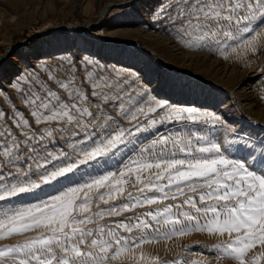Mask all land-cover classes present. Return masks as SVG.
I'll list each match as a JSON object with an SVG mask.
<instances>
[{"label": "rangeland", "instance_id": "1", "mask_svg": "<svg viewBox=\"0 0 264 264\" xmlns=\"http://www.w3.org/2000/svg\"><path fill=\"white\" fill-rule=\"evenodd\" d=\"M108 1L0 0V264H264V0Z\"/></svg>", "mask_w": 264, "mask_h": 264}, {"label": "bare ground", "instance_id": "2", "mask_svg": "<svg viewBox=\"0 0 264 264\" xmlns=\"http://www.w3.org/2000/svg\"><path fill=\"white\" fill-rule=\"evenodd\" d=\"M139 0H120V1H108L107 4L105 5V7L99 11L98 15H97V19L95 21V23H88L85 25L86 28H91V27H94L98 24L99 21H101V19L106 15V13L110 10V8L112 7H121V6H125L126 4H131L133 2H138ZM72 28H73V25H70V24H67V25H64V27L62 28H57V27H54V28H45L44 30L42 31H37L34 35L31 36V38H36L41 46L45 49V50H48L49 47H50V38L52 37V35H60V34H67V35H71L72 34ZM133 31L136 32L137 35L141 36H146V37H149L151 39H155V41H158L160 44L162 43L163 45H166L168 47H170L172 49V51L176 54V55H181L185 52L184 48L178 44L175 40H172L168 37H163V36H160L158 34H155L153 32H146V31H143L141 29H133ZM145 38V37H144ZM148 38V39H149ZM52 39V38H51ZM156 43V42H155ZM43 49V50H44ZM186 53V52H185ZM201 56H203V59L204 57L209 61H211L214 65H219V61L217 58L215 57H210L208 56L207 54H199ZM45 59V58H44ZM41 67L46 63V61L42 60L41 62ZM39 63V64H40ZM38 64V63H36ZM47 64V63H46ZM40 66V65H39ZM37 67V66H36ZM40 67V68H41ZM219 68V67H218ZM31 70V69H30ZM33 70V69H32ZM26 72V71H25ZM24 72V73H25ZM27 73V72H26ZM245 81H246V84L244 85V87H242V93L243 95L248 98H255V97H258L259 98V94L257 93L258 90L264 85V78H261V75L257 72H254L252 70H249L245 75ZM258 77H260L258 79ZM258 79L259 80V83H258V88L255 89V87H257V84H253V81H255V79ZM14 83V82H13ZM13 83H12V86H13ZM12 86H6L5 88L6 89H10L9 87H12ZM238 89V88H237ZM263 98H264V95H262ZM245 98V99H246ZM244 101V100H243ZM249 103H244L242 104L243 107H246ZM262 108V107H260ZM264 110V108H262ZM261 109V110H262ZM262 112V111H261ZM212 113V112H211ZM224 121V120H223ZM122 177V176H121ZM132 178V177H131ZM133 179V178H132ZM129 180V179H128ZM135 181V180H134ZM133 180L131 181V184L129 188H127V181L125 183V180L121 181V191L123 192H126V190L128 189L131 190V189H135L137 187L136 185V182H134ZM129 183V182H128ZM133 184V185H132ZM124 195V194H123Z\"/></svg>", "mask_w": 264, "mask_h": 264}]
</instances>
